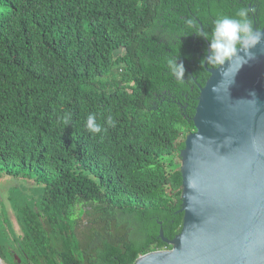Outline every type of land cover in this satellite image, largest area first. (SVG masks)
Returning a JSON list of instances; mask_svg holds the SVG:
<instances>
[{
  "label": "trees",
  "instance_id": "trees-1",
  "mask_svg": "<svg viewBox=\"0 0 264 264\" xmlns=\"http://www.w3.org/2000/svg\"><path fill=\"white\" fill-rule=\"evenodd\" d=\"M264 28V0H0V178L9 264H134L181 230L200 86ZM201 28L203 33H201ZM226 30L231 33H227ZM16 255V257H15Z\"/></svg>",
  "mask_w": 264,
  "mask_h": 264
},
{
  "label": "water",
  "instance_id": "water-1",
  "mask_svg": "<svg viewBox=\"0 0 264 264\" xmlns=\"http://www.w3.org/2000/svg\"><path fill=\"white\" fill-rule=\"evenodd\" d=\"M201 33L203 30L201 28ZM227 33H231L226 30ZM209 73L180 152V232L134 264H264V28Z\"/></svg>",
  "mask_w": 264,
  "mask_h": 264
},
{
  "label": "rangeland",
  "instance_id": "rangeland-1",
  "mask_svg": "<svg viewBox=\"0 0 264 264\" xmlns=\"http://www.w3.org/2000/svg\"><path fill=\"white\" fill-rule=\"evenodd\" d=\"M163 160L165 164H168L170 161H172V168L174 169H179L181 167L182 162L180 156H168L165 157ZM38 187L39 185L35 181L22 177L14 178L12 176L4 175L2 178H0V242L9 251L13 252V254L15 253L12 248L13 241L10 236V230L7 227V224L3 222V217L1 215L2 207H4L7 212L13 231L18 234L20 232L19 225L16 221V214L11 207L10 197L16 193L34 195V191ZM0 260L3 264H9L6 260H3L1 257Z\"/></svg>",
  "mask_w": 264,
  "mask_h": 264
},
{
  "label": "flooded vegetation",
  "instance_id": "flooded-vegetation-1",
  "mask_svg": "<svg viewBox=\"0 0 264 264\" xmlns=\"http://www.w3.org/2000/svg\"><path fill=\"white\" fill-rule=\"evenodd\" d=\"M257 20H259V18H256V17H254V28L256 29V27H257Z\"/></svg>",
  "mask_w": 264,
  "mask_h": 264
},
{
  "label": "bare ground",
  "instance_id": "bare-ground-1",
  "mask_svg": "<svg viewBox=\"0 0 264 264\" xmlns=\"http://www.w3.org/2000/svg\"><path fill=\"white\" fill-rule=\"evenodd\" d=\"M0 264H3V263L1 262V260H0Z\"/></svg>",
  "mask_w": 264,
  "mask_h": 264
}]
</instances>
